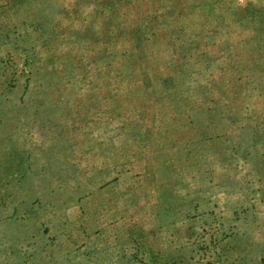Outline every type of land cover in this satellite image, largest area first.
I'll return each instance as SVG.
<instances>
[{
	"label": "rangeland",
	"instance_id": "1",
	"mask_svg": "<svg viewBox=\"0 0 264 264\" xmlns=\"http://www.w3.org/2000/svg\"><path fill=\"white\" fill-rule=\"evenodd\" d=\"M0 264H264V0H0Z\"/></svg>",
	"mask_w": 264,
	"mask_h": 264
}]
</instances>
